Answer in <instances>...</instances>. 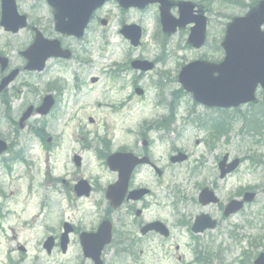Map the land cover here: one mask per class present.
Returning <instances> with one entry per match:
<instances>
[{
	"label": "rangeland",
	"instance_id": "rangeland-1",
	"mask_svg": "<svg viewBox=\"0 0 264 264\" xmlns=\"http://www.w3.org/2000/svg\"><path fill=\"white\" fill-rule=\"evenodd\" d=\"M18 5L30 23L43 19L41 16L47 10L42 1L18 0ZM110 8L115 9V6ZM206 9L211 24L206 43L198 51L187 44V31L171 36L161 33L157 7L142 13L119 12L117 20L105 30L98 22H93L86 38L79 43L60 40L51 30V38L59 39L63 46H71L75 59L66 64L49 61L44 72L23 74L8 89L14 94L19 91L18 96L5 101L0 97V138L10 145L7 153L0 157V216H3L0 219V264H92L81 254L78 235L95 229L98 206L103 216L108 211L101 189L114 178L107 171L102 155L122 143L139 150L141 140L136 135L142 131L143 121L159 122L169 115V108L173 110L175 122L169 124L168 131L150 134L154 141L152 156L163 172L162 177L157 178L152 171L142 168L135 183L147 184L154 192L147 199L150 207L141 220H161L169 227L171 236L164 239L149 234L142 238L134 230V248L119 257L107 248L102 254L104 263L196 264L194 259L197 258L201 261L199 264L207 259L211 264H240L244 255L248 262L250 256L264 253V129L260 135L240 136L238 133L242 125L256 117L261 120L257 112L263 102L260 99L257 105L236 113L205 109L195 104L177 82L180 69L190 62L219 64L223 59L219 47L226 24L246 13V10L219 4L206 6ZM116 13L114 10L113 14ZM46 16L49 15L46 13ZM122 22L136 24L143 30L142 44L137 49L131 48L117 34L116 28ZM29 44L27 31L12 36L0 28V49L4 48L14 66L21 63L19 51ZM134 59L153 62L154 69L145 74L133 72L128 64ZM116 71L118 76L114 74ZM92 77L98 79L96 84L90 83ZM26 86L29 89L26 90ZM53 86L61 87L62 91ZM135 88L142 90L143 95L137 96ZM49 93L58 95L56 108L48 117H33L30 124L39 135L49 134L53 139L51 143L46 142L47 138L42 142L30 136L28 130L14 135L11 122L18 109L25 101L39 104ZM4 102L11 108L7 109ZM88 118H92L93 123H89ZM194 119L206 122L209 128L212 120H223L228 134L219 135L215 139L216 147L209 151L206 144L212 132L198 130L191 122ZM127 129L131 132H126ZM88 131L105 136L108 133L107 138H113V145L106 144L97 151L95 148L100 144L94 135L86 133ZM21 149L27 152L21 154ZM16 153L20 161L14 160ZM178 153L188 159L171 165L169 157ZM74 154L82 158L81 170H76L72 162ZM224 154L241 158L242 164L237 172L220 180L217 164ZM194 169L196 172L192 175ZM50 176L60 181L55 183ZM79 179L91 183L94 191L90 197L75 199L72 186ZM204 187L215 192L218 205L202 207L197 202ZM240 188L253 190L251 192L256 194L253 204L223 219L221 205L236 197ZM200 214L215 219L217 226L194 236L186 225ZM63 222L75 227L67 253L61 254L58 249L48 255L43 242L47 236L58 237ZM126 222L133 229L134 217H127ZM18 246L24 247L25 253L19 252Z\"/></svg>",
	"mask_w": 264,
	"mask_h": 264
},
{
	"label": "water",
	"instance_id": "water-1",
	"mask_svg": "<svg viewBox=\"0 0 264 264\" xmlns=\"http://www.w3.org/2000/svg\"><path fill=\"white\" fill-rule=\"evenodd\" d=\"M98 0H79V2L83 3V6L81 10L79 11L78 15H82L83 19V26H85L88 16L92 9L94 8L93 5H96ZM98 6V5H96ZM55 7V6H54ZM56 8V7H55ZM15 4L13 0H1V22L0 25L4 27L6 31H13L16 32L19 28L24 27V18H18L15 11ZM190 10V9H188ZM187 10V11H188ZM186 15V13H185ZM57 16L60 19L58 21L59 23L62 22V16L59 9H57ZM185 21V19H180V21H172L165 11H162L161 13V24L163 27V30L165 32H174L175 28L177 26L182 25V23ZM201 22V23H200ZM187 23V22H185ZM264 23V2L259 6V9L257 12L250 14L248 17L242 18V19H236L234 22L229 26L227 30V42L226 47L228 48V51L235 50L236 48V42L240 41L241 39H244L245 41H251L253 35H258L260 40L264 35H261L259 33V30H257V27ZM196 29H194L191 32V35L189 37L190 43L196 47L199 48L202 45L203 41V34H204V24L203 19L200 21V19L197 20ZM58 29L59 24H58ZM81 29V28H80ZM71 33V32H69ZM132 44L135 46L138 43L139 40V30L133 29V32L128 37ZM55 46V47H54ZM57 45H54V43H51L50 45H47L46 43H43L40 39H36L34 44L30 47V50L25 54V56L29 60V65L34 66L35 68L41 69L43 62L49 58V57H57L60 55L59 51H57ZM264 48H262L263 50ZM261 50V51H262ZM261 51L259 52V56L261 55ZM232 57V55L228 54V57ZM257 58V56H255ZM253 64L250 62L247 68H245L242 71H239V73L235 72L236 75H244L243 78H247V85L244 87L243 91L241 89H237L235 86H233L231 89H228L225 91L223 90L222 85L224 86L225 81H235V76H232L233 78H226L223 75H221L220 72H223V68L215 67V66H209L202 63H194L190 64L189 66L185 67L182 72L180 73V82L182 83L183 87L187 90L193 93L194 99L198 102H201L203 104L207 105H217L224 108L228 107H236L239 104H244L249 101H252L253 97V87L250 82V75L247 73H250L249 69L252 67ZM132 67L135 69H140L142 71H147L152 68L151 64L147 63H140L135 62L132 63ZM260 67V64L258 65ZM34 68V69H35ZM227 68V67H226ZM213 72L218 73L217 78H210V75ZM227 72H224L223 74L226 75ZM15 76V72L12 73L8 78H6L0 85V90L3 89L10 81L13 80ZM238 80V78H237ZM219 83L220 87H222V90L219 89V87L215 88L213 87V83ZM222 84V85H221ZM225 87V86H224ZM50 107V103H47L46 105L42 106L40 109L37 110V113L39 114H45L47 110ZM30 115V110L26 112V114L23 116V119H26ZM5 149V146L2 142H0V153L3 152ZM123 157V156H122ZM119 158V157H118ZM113 159L111 162V167L113 169H116L120 173V185L123 187L128 181L129 175L134 168L136 164L143 163L144 160H136L134 158L127 157L128 159L123 160L124 158L120 159ZM184 157H179L173 161H181L184 160ZM226 161V157L223 159V162L220 163L219 167L221 169V177H223L227 172H230L233 170L236 166V162H234L228 170H223V164ZM79 188L84 191L85 188L81 184ZM79 193V190H77ZM87 193V191L83 192ZM117 203L114 207H117L120 204V198L118 195H116ZM122 199V198H121ZM253 199V195H246L245 200L251 201ZM199 201L202 205H206L209 203H216L217 200L214 198L213 193L209 192L207 189L203 190L200 194ZM241 202H235L232 201L228 204L226 207V211L224 212L226 216L230 215L231 213H234L238 211L241 207ZM214 222H210L209 218L207 216H200L196 219V223L193 227V231L195 233L202 232L206 228H213ZM159 230V229H158ZM70 230L68 228H65V234L63 235L62 239V245L66 243L65 236ZM162 232L161 230H159ZM164 233V232H162ZM165 234V233H164ZM83 248L85 250V255L90 257L95 264H101L99 260L100 252L102 251V248L104 245L109 243L110 241V230L107 227H102L98 234L96 235H83ZM64 251V248H63Z\"/></svg>",
	"mask_w": 264,
	"mask_h": 264
},
{
	"label": "flooded vegetation",
	"instance_id": "flooded-vegetation-1",
	"mask_svg": "<svg viewBox=\"0 0 264 264\" xmlns=\"http://www.w3.org/2000/svg\"><path fill=\"white\" fill-rule=\"evenodd\" d=\"M195 1L196 0H192V3L194 5L196 3ZM202 2H204V0H202ZM179 3H180L179 0H175V3H173V6L175 8L172 9V14H174V15L177 14V11H178L177 5ZM106 24H108L107 20H106ZM32 28H33V26L29 27V35H30L31 40L34 38V32L32 31ZM39 30L41 31L43 36H46L45 35V31L43 29H39ZM0 51L2 52L1 55L6 56V58H7V66L3 70L0 67V82H1V80L4 77H6L14 69H18L19 70L18 75H17L16 79L14 80V82L19 78L20 75H22L24 73H29V72H26L24 70V66H22V65H20V67L13 68L12 67V60L10 59L9 56H7L5 54L4 48L0 49ZM10 86H8V87H10ZM8 89L9 88H6V89L0 91V96H8V94H9V92H8L9 90ZM257 92L259 93L260 91L258 90ZM23 111H24V109L18 111L17 120L20 119ZM146 128L144 129V132H143L141 138L143 140H145V146L148 145L147 147H141L139 150L136 149V148L132 149L130 147H125V148L121 149V151H123V152H126V151L132 152V153H134V155H136L138 157L144 156V155H147V154L151 155L150 154V149H151V146L154 144V141L150 138V134L152 132H154V131L147 130ZM154 128L155 127H152L151 129H154ZM239 163L240 164L242 163L241 159L239 160ZM139 169H140V167H137L135 169V171H134V174H136V172ZM111 174L113 176L117 177V175L115 173H111ZM144 186L145 185L142 184L141 186L140 185L139 186L138 185H134V187H133V183H132L130 189L147 188V187H144ZM151 194L152 193L149 190V192L146 195H144L140 201H128V200H126L123 203V205L118 210L110 209L109 212H105V214L107 215L105 219H108L110 224H111V226H112V229H111V243L108 246V248L112 249L114 256L115 255L118 256L121 252L125 254L127 251H131V249L134 248V246L136 244L135 243V239H134V230L138 231V233H139L140 229L145 225V223L141 220V218L144 215V213L146 212V210L150 207V206H148V204L146 203L145 200L147 198H149L151 196ZM223 210H224V205H221L220 211L222 212V214H223ZM0 215H1V212H0ZM131 216H133L134 219H135V223H133V229H131L130 225L126 222V219H125V218L131 217ZM222 218L226 219V218L223 217V215H222ZM190 226L191 225H189V226L186 225V228L187 227L189 228ZM216 226H217V223L215 225V228H216ZM55 242H54V246H53L52 251H55V250L59 249V244L57 243V240H55ZM70 244L71 243L69 242L68 245L70 246ZM204 263L209 264V261H207V262L204 261ZM252 263H253V259L251 260V264Z\"/></svg>",
	"mask_w": 264,
	"mask_h": 264
}]
</instances>
